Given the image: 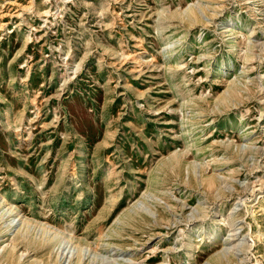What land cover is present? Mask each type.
I'll use <instances>...</instances> for the list:
<instances>
[{"label": "rangeland", "instance_id": "374dc122", "mask_svg": "<svg viewBox=\"0 0 264 264\" xmlns=\"http://www.w3.org/2000/svg\"><path fill=\"white\" fill-rule=\"evenodd\" d=\"M0 201V264H264V0H0Z\"/></svg>", "mask_w": 264, "mask_h": 264}, {"label": "bare ground", "instance_id": "6f19581e", "mask_svg": "<svg viewBox=\"0 0 264 264\" xmlns=\"http://www.w3.org/2000/svg\"><path fill=\"white\" fill-rule=\"evenodd\" d=\"M196 8V7H195ZM199 8V7H198ZM198 11V10H197ZM2 205V201H0V206ZM8 210V209H7ZM13 216H16V214H14ZM191 235H189V237H190ZM220 258L217 256L216 257V260L218 261V262H220V260H219ZM224 259V258H223ZM225 261V260H224Z\"/></svg>", "mask_w": 264, "mask_h": 264}]
</instances>
